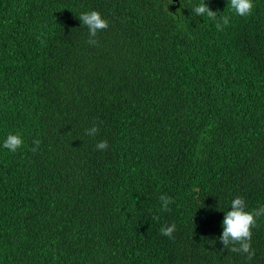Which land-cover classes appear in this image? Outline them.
Listing matches in <instances>:
<instances>
[{"label":"trees","instance_id":"trees-1","mask_svg":"<svg viewBox=\"0 0 264 264\" xmlns=\"http://www.w3.org/2000/svg\"><path fill=\"white\" fill-rule=\"evenodd\" d=\"M198 3L0 0V264H264V216L251 261L219 242L236 196L264 207V0H205L223 31Z\"/></svg>","mask_w":264,"mask_h":264},{"label":"clouds","instance_id":"clouds-1","mask_svg":"<svg viewBox=\"0 0 264 264\" xmlns=\"http://www.w3.org/2000/svg\"><path fill=\"white\" fill-rule=\"evenodd\" d=\"M254 4L253 0H228V7L235 15L240 17L250 16L252 14ZM192 13L197 17H206L209 21L214 23L217 31H223L229 25L230 16L227 14L219 15L220 12L212 11L205 0H199V3L193 7ZM83 26L88 28L89 39L87 43L91 46H98L96 39L98 32L104 31L108 28V21L104 19L98 11H89L81 13L79 16ZM43 35V33H41ZM39 39V37H38ZM43 43V41H41ZM99 132L95 124L86 129L85 134L95 136ZM24 144L20 133H9L3 143V147L11 152H16ZM41 141L34 140L30 150L35 153L39 150ZM108 148V142L102 140L96 144L98 151H105ZM162 212L171 211L169 205L175 201L164 194L159 197ZM247 206L245 200L236 196L230 204V210L224 212V219L222 222V235L219 237V242L224 246V249L232 253L246 254L247 259L251 261L255 256V251L252 249V229L256 226L257 218L264 216V207L246 210ZM158 216H153V220H158ZM176 225H164L160 229V233L169 238H174L173 233Z\"/></svg>","mask_w":264,"mask_h":264},{"label":"water","instance_id":"water-1","mask_svg":"<svg viewBox=\"0 0 264 264\" xmlns=\"http://www.w3.org/2000/svg\"><path fill=\"white\" fill-rule=\"evenodd\" d=\"M174 1H177V0H174Z\"/></svg>","mask_w":264,"mask_h":264}]
</instances>
